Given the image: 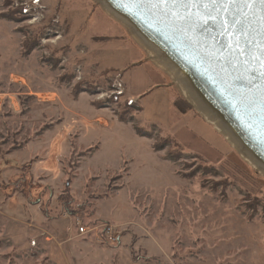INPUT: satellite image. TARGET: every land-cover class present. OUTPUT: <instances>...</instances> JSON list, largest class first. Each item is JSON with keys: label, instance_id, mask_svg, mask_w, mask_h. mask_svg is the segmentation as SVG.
<instances>
[{"label": "rangeland", "instance_id": "374dc122", "mask_svg": "<svg viewBox=\"0 0 264 264\" xmlns=\"http://www.w3.org/2000/svg\"><path fill=\"white\" fill-rule=\"evenodd\" d=\"M118 23L99 0H0V264H56L15 223L37 237L63 210L135 264H264V171L178 82L194 112H142L122 72L155 58Z\"/></svg>", "mask_w": 264, "mask_h": 264}, {"label": "water", "instance_id": "95a60500", "mask_svg": "<svg viewBox=\"0 0 264 264\" xmlns=\"http://www.w3.org/2000/svg\"><path fill=\"white\" fill-rule=\"evenodd\" d=\"M100 2L182 75L208 114L264 167V2Z\"/></svg>", "mask_w": 264, "mask_h": 264}, {"label": "crops", "instance_id": "0c3cea01", "mask_svg": "<svg viewBox=\"0 0 264 264\" xmlns=\"http://www.w3.org/2000/svg\"><path fill=\"white\" fill-rule=\"evenodd\" d=\"M134 60L128 61L129 67L122 72L123 80L136 95V99H139L142 112L152 106L161 109L164 107L175 109L173 87L176 81L172 75L151 57L146 56L143 61ZM68 218L45 216L44 222L42 221L45 228L42 223L39 227H33L39 231L37 237L30 235L32 232L30 224L17 221L16 229L19 227L22 229L24 238L23 245L19 244L22 250H27L32 246L35 248L41 246L47 250L43 255L56 264H103L108 261L107 264H135L130 259L127 261L120 249L103 250L94 246L92 242L98 244L97 239L90 234V236L79 235L78 229L73 225V220ZM9 235V238L14 239L12 233ZM96 250L101 254L99 255Z\"/></svg>", "mask_w": 264, "mask_h": 264}, {"label": "bare ground", "instance_id": "6f19581e", "mask_svg": "<svg viewBox=\"0 0 264 264\" xmlns=\"http://www.w3.org/2000/svg\"><path fill=\"white\" fill-rule=\"evenodd\" d=\"M100 1V0H99ZM108 15H110V18L117 22H119L118 24H121V26H123L124 28H128L130 29L133 33L134 31L131 29L130 25H128L127 23H124L123 20L115 17L114 15H112L110 13V11L108 10ZM138 41L143 42L142 40L138 39ZM152 48V47H151ZM148 48L152 54L154 55V58L157 60V62L164 67V69H166L172 76L175 77V81L178 82L180 85H182L183 90L185 92H188V96L191 97L194 102L198 105L199 109L204 113V115L212 122L215 124V126H217L221 133H223L226 138L231 142V144L237 149L239 150V152L244 156V158L249 161V163L255 167H257L260 170L264 171V167H262L260 164H258L252 156H250L246 151H244V149L242 148V145L240 144V142H238L236 139H234L232 137V135L230 134V132L228 131V129L221 124L220 122L218 123L211 115L210 113L208 114V112L203 108V106L197 101V99H195V96L193 95L192 91H190L187 82L185 81V79H183L182 75L177 72L174 67L168 62L166 61L154 48Z\"/></svg>", "mask_w": 264, "mask_h": 264}, {"label": "built area", "instance_id": "2783aa9c", "mask_svg": "<svg viewBox=\"0 0 264 264\" xmlns=\"http://www.w3.org/2000/svg\"><path fill=\"white\" fill-rule=\"evenodd\" d=\"M1 101L0 100V111L2 110V106L1 105ZM65 217L68 218V215H64ZM78 233L81 236H87L91 233H95L96 232V237L98 239H100L103 243H106L108 245H116L119 243V232L117 231L116 227L114 225H103L101 227H88V226H82L81 222L79 221L78 223ZM98 232V233H97Z\"/></svg>", "mask_w": 264, "mask_h": 264}, {"label": "trees", "instance_id": "16d2710c", "mask_svg": "<svg viewBox=\"0 0 264 264\" xmlns=\"http://www.w3.org/2000/svg\"><path fill=\"white\" fill-rule=\"evenodd\" d=\"M174 107L183 115L188 114L189 112H192V111L194 112V108L189 104L188 101H186V99L182 95H179V94L177 95V98L174 102ZM121 119H122V121L127 122V120H125V118H121ZM136 132L140 136H145L146 134H148L145 131H143L142 129H136ZM148 135H150V134H148ZM171 140H172L171 137L164 138V140H162L161 143L156 144L155 149L156 150L163 149L164 147L170 145V143L172 142ZM66 191H69V188H67ZM62 212L64 214H68V215L70 214L65 210H63ZM59 216H61V215H59ZM58 217H54V218H58Z\"/></svg>", "mask_w": 264, "mask_h": 264}, {"label": "snow or ice", "instance_id": "6c2138e0", "mask_svg": "<svg viewBox=\"0 0 264 264\" xmlns=\"http://www.w3.org/2000/svg\"><path fill=\"white\" fill-rule=\"evenodd\" d=\"M262 2H264V0H262Z\"/></svg>", "mask_w": 264, "mask_h": 264}]
</instances>
